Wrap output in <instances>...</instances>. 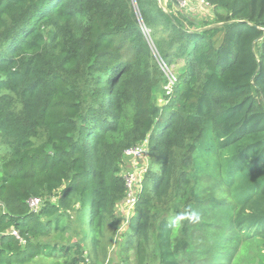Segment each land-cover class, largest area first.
Returning a JSON list of instances; mask_svg holds the SVG:
<instances>
[{
  "label": "trees",
  "instance_id": "16d2710c",
  "mask_svg": "<svg viewBox=\"0 0 264 264\" xmlns=\"http://www.w3.org/2000/svg\"><path fill=\"white\" fill-rule=\"evenodd\" d=\"M209 2L213 19L179 0H0V264H193L218 207L264 242V0ZM146 139L112 251L125 151Z\"/></svg>",
  "mask_w": 264,
  "mask_h": 264
},
{
  "label": "rangeland",
  "instance_id": "374dc122",
  "mask_svg": "<svg viewBox=\"0 0 264 264\" xmlns=\"http://www.w3.org/2000/svg\"><path fill=\"white\" fill-rule=\"evenodd\" d=\"M166 1L164 0V5ZM184 10L195 18L213 19L215 16L213 7L199 6L196 2L191 4V8H184ZM182 64L183 62L179 63V65ZM161 103L163 102L161 101ZM117 214L121 221L116 227L112 251L117 250L121 237L129 228L132 211L128 212L125 209ZM231 220L232 216L228 208L218 207L208 215L206 223L201 226L198 232V237L201 239L195 243V254L191 256L193 264H264V242L260 238L244 241L232 228ZM67 236L66 231L52 230L43 239L46 242L61 244L68 242ZM44 240L41 241L44 242ZM129 254L133 255V251L130 250ZM59 261H63V258ZM52 262L53 260L50 258L41 257L27 264H52ZM130 263L135 264V259L131 258ZM189 263L190 260L187 264ZM97 264L103 263L100 261Z\"/></svg>",
  "mask_w": 264,
  "mask_h": 264
},
{
  "label": "built area",
  "instance_id": "2783aa9c",
  "mask_svg": "<svg viewBox=\"0 0 264 264\" xmlns=\"http://www.w3.org/2000/svg\"><path fill=\"white\" fill-rule=\"evenodd\" d=\"M194 2H196V4L199 6L212 7L209 0H179V5L182 8L189 9L191 8V4H193ZM160 65L166 70L167 73H170V70L168 69L166 63L161 59ZM174 78L175 77L172 74L170 76V85L168 86V93L171 91L170 86L173 84ZM125 156L130 163V167H128L124 171L125 185L127 187V191L118 209L119 212L124 211L125 209L128 212L132 211L133 214L136 204L139 200V195L142 191V182L150 166L148 139L127 148V150L125 151ZM42 205L43 200L39 197H32L29 200V206L34 212L39 211ZM13 233L16 235L18 234L16 230H13Z\"/></svg>",
  "mask_w": 264,
  "mask_h": 264
},
{
  "label": "water",
  "instance_id": "95a60500",
  "mask_svg": "<svg viewBox=\"0 0 264 264\" xmlns=\"http://www.w3.org/2000/svg\"><path fill=\"white\" fill-rule=\"evenodd\" d=\"M114 263H115V257L114 256H110L105 264H114Z\"/></svg>",
  "mask_w": 264,
  "mask_h": 264
}]
</instances>
